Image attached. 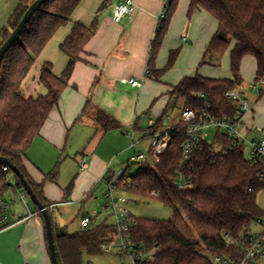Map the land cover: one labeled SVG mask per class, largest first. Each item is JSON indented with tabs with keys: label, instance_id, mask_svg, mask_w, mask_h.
Masks as SVG:
<instances>
[{
	"label": "trees",
	"instance_id": "obj_1",
	"mask_svg": "<svg viewBox=\"0 0 264 264\" xmlns=\"http://www.w3.org/2000/svg\"><path fill=\"white\" fill-rule=\"evenodd\" d=\"M34 1L18 5L9 18L8 28L0 32V46ZM82 1L46 2L33 15L0 65V157L10 160L19 170L50 216L51 204L45 200L42 187L34 184L27 176L23 160L50 112L57 106L84 46L95 33L96 18L89 26L79 22L71 24V14ZM109 1L103 0L99 9L106 7ZM177 1L170 0L167 3L166 14L158 23L151 45L148 67L154 81L171 69L178 57V51L170 52L165 67L155 69L154 61ZM196 10L204 11L217 22V32L207 46L200 66H219L229 48L230 38L235 42L230 52L232 79L216 80L198 75L184 78L172 88L169 96L171 100L181 101L184 107L197 111L203 109L206 103L207 111L212 116L233 119L238 113V106L236 102L227 100L225 95L241 85L240 65L243 58L255 59V83L264 79V0H190L188 18ZM67 24H71L70 33L59 45L60 51L68 59L64 71L61 76H55L51 66L45 64L40 71L39 82L46 89V94L25 97L20 92V86L35 59L55 32ZM162 120L158 119L154 128L147 127L146 131L156 130ZM96 121L105 131L121 128L101 110L97 111ZM186 139L185 134H171L168 147L160 155L158 163L152 165L143 162L136 174L126 176L123 172L114 183L115 190L156 200L172 210L170 220L136 219L131 238L147 246L154 242L158 245V252L151 264H213L209 256L230 257L237 261L242 256V238L250 233L251 223L262 217V211L257 206V196L264 191V160H247L241 147L230 148L231 140L224 134H216L211 142H202L199 152L190 154L188 164L195 169L192 188L180 192L175 186V178ZM215 145L221 146L226 155L213 162ZM3 167L0 164V199H4L10 189L23 191L20 180L9 168L7 173L3 172ZM58 167L59 163L47 176L49 181H55ZM9 175L14 177L15 184L10 183ZM114 177L115 173L110 171L105 179L112 181ZM33 208L44 225L43 216L34 205ZM114 233V226L104 222L64 237H55L58 263L84 264L82 253H99L100 245L110 241Z\"/></svg>",
	"mask_w": 264,
	"mask_h": 264
},
{
	"label": "crops",
	"instance_id": "obj_2",
	"mask_svg": "<svg viewBox=\"0 0 264 264\" xmlns=\"http://www.w3.org/2000/svg\"><path fill=\"white\" fill-rule=\"evenodd\" d=\"M31 1L0 0V32L8 28L9 18L18 5ZM117 1L110 0L106 7L99 9L103 0H83L71 14V24L79 22L89 26L96 18L97 27L84 46L80 60L74 64L57 106L50 112L23 160L27 176L42 187L45 200L51 204V219L52 223L56 222V227H65L64 221L61 223L62 216L67 215L69 220L77 216L80 220L89 212L104 209L105 200L103 204H97L100 200L95 192L106 186L100 180L112 171L113 158L118 153L116 143L123 139L121 137L131 141L127 136L131 134L134 142L131 148L134 149L136 144L150 137V131H146L150 122L155 124L163 118L156 129L158 133L176 127L180 116L175 118L168 113L172 101L169 92L173 87L184 78L197 75L216 80L232 79L230 52L235 46L234 41L220 60L221 68L200 66L205 50L217 32V22L201 10L194 11L188 18L190 0L177 1L154 61L156 69L161 70L170 52L178 51L174 65L157 81L145 78L164 0H132L131 15L115 23L112 7ZM71 24L59 28L35 59L20 86L25 97L46 94L39 82L45 64L51 66L55 76H61L68 59L59 45L69 35ZM240 75L242 82L235 92L249 106V112L242 118V132L248 140L258 139L254 129H264V85L255 83L254 58H243ZM129 79L141 82V87L132 88L121 83ZM98 110L121 128L105 131L96 121ZM136 133L142 137L136 139ZM58 163L56 179L49 181L47 176ZM9 181L15 184L10 175ZM9 191L16 193L13 189ZM257 206L262 211L260 219L264 220V191L257 196ZM28 210L36 213L34 208ZM11 211L13 221L26 212L24 208ZM26 262L51 264L44 225L38 214L0 231V264Z\"/></svg>",
	"mask_w": 264,
	"mask_h": 264
},
{
	"label": "built area",
	"instance_id": "obj_3",
	"mask_svg": "<svg viewBox=\"0 0 264 264\" xmlns=\"http://www.w3.org/2000/svg\"><path fill=\"white\" fill-rule=\"evenodd\" d=\"M167 0H164V7L158 17V23L164 18L166 14ZM133 10L132 0H118L112 7V20L115 23H120L124 18L129 17ZM183 41H185L183 39ZM151 59V53L148 58L147 67L145 69V78L154 80L148 67ZM123 85L140 88L141 82L134 79L122 80ZM259 85H264V79L256 82ZM225 98L229 101L237 103L238 113L233 119L227 117L212 116L207 110L208 105L204 103V108L197 111L192 108L184 107L180 114V119L175 128L168 130L164 133H158L156 130L150 131L152 139L149 154L146 156L143 153H136L131 157V161L150 162L152 165L158 163L159 157L165 152L170 142V135L174 133H182L187 136L186 141L182 145V157L179 163L175 186L178 191L185 192L192 188V177L195 169L188 164L189 156L193 152H199L202 149V142L210 140L209 131L213 132V137L216 134H224L231 140L230 148H242L243 153L248 149L249 156L244 157L252 162H257L258 159L264 158V129L256 127L254 130L259 135L258 139L248 140L242 132V118L243 115L249 112L247 102L242 99L235 91L228 92ZM200 99L204 101V97L200 95ZM154 123L150 122L148 127L154 128ZM131 139V147H134L133 136L127 134ZM212 137V139H213ZM216 147V154L213 162L220 160L222 156L226 155L221 146ZM150 158V160H148ZM131 162V163H132ZM84 164L82 163V166ZM3 172H8V167L2 168ZM120 170L117 173V180L122 175ZM117 180L115 182H117ZM101 183L107 186L104 199L106 205L104 210L110 213L113 218L112 225L115 228V233L111 240L104 242L100 245V249L104 254H111L112 248L118 246L120 254L131 261L132 264H151L157 252L158 245L154 242L152 245L147 246L144 242H134L131 238L132 229L136 226L137 220L125 208V198L114 195V183L108 181L105 177L101 178ZM20 201L25 209L24 215L16 216L12 220L11 206L4 200L0 199V231L13 225L28 221L37 213H31L27 208L26 197L20 195ZM100 218V213L92 211L84 215L80 219V228L88 229L96 225V221ZM256 223L264 229V220L257 219ZM226 237V236H225ZM242 256L237 261L230 257H216L209 256L213 264H262L264 260V232L259 236L248 234L242 238ZM25 264H35L26 262Z\"/></svg>",
	"mask_w": 264,
	"mask_h": 264
},
{
	"label": "rangeland",
	"instance_id": "obj_4",
	"mask_svg": "<svg viewBox=\"0 0 264 264\" xmlns=\"http://www.w3.org/2000/svg\"><path fill=\"white\" fill-rule=\"evenodd\" d=\"M170 0H167V3ZM230 41H232L229 38ZM159 51V50H158ZM151 53V52H150ZM158 53V52H157ZM223 63L219 64V68H221ZM156 69V67H155ZM183 103L181 101H175L172 99L169 107H168V113H170L173 117H179L181 113ZM131 132V131H130ZM210 133V140H212L213 132L209 131ZM120 136V135H119ZM136 139L141 138L142 135L140 133H136L135 135ZM123 139H119L116 143L118 147V153L114 156L113 160V166H112V172L116 174L121 170L122 172L126 173V176L134 175L137 173L139 168L142 166L141 161H136L135 164H132L130 157L134 156L136 153H143L146 156L149 154L150 145L152 142L151 137H147L142 142L136 144L135 148H131V141L128 139H125L124 137H121ZM245 156H249V150L247 149L244 152ZM150 160V158L148 159ZM12 178H14L12 175H10ZM116 176L112 179V182H115L117 180ZM107 191V186L99 188L95 194L97 195V198L100 200V203L97 204H103V200L105 193ZM114 195L120 196L125 198L126 203L124 204L127 211L136 219H150V220H170L172 218V210L169 207H166L162 205L161 203L157 202L153 199H143L136 197L134 195H131L128 192L125 191H119L114 190ZM25 196L27 206L29 209H33V204L30 201V199L27 197V195L23 192H12L8 191L4 195V199L6 202L11 206V209H18L22 210L24 207L20 201L19 196ZM106 203V200L104 201ZM101 206V205H100ZM97 211V210H95ZM100 213V218L96 221V225H100L102 223L112 224L113 218L110 216L109 212H106L104 209L97 211ZM90 213V212H89ZM61 223L64 221L62 225H65L66 229L65 231L67 234H73L80 230V220L77 216H73L70 220L68 219V216H62ZM55 220V219H54ZM56 222H53V226L56 227ZM64 227V226H63ZM64 227V228H65ZM62 228V227H60ZM264 232V229L255 222L251 223L250 225V233L254 236H259ZM82 261L84 264H132L129 259L122 256L118 250V246H114L112 248L111 254H104L102 250L100 249L99 253L96 254H89L88 252L84 251L82 253ZM262 264H264V260H262Z\"/></svg>",
	"mask_w": 264,
	"mask_h": 264
},
{
	"label": "water",
	"instance_id": "obj_5",
	"mask_svg": "<svg viewBox=\"0 0 264 264\" xmlns=\"http://www.w3.org/2000/svg\"><path fill=\"white\" fill-rule=\"evenodd\" d=\"M49 0H35L32 2L25 14L23 15L21 21L17 25V27L11 32L8 39L0 46V65L5 54L10 50V48L19 40L22 32L24 31L27 24L32 19L33 15L40 10V8ZM0 164L7 166L14 176H16L21 184L24 193L30 199L32 204L38 209L39 213L43 216L44 225H45V233L47 239L48 253L51 264H59L56 255L55 249V237H64L66 235L65 229L60 227H53L51 216L48 212V209L45 208L40 201L34 195L32 189L27 184L23 175L19 172V170L12 164V162L8 159L0 157ZM132 164H135L132 162Z\"/></svg>",
	"mask_w": 264,
	"mask_h": 264
}]
</instances>
